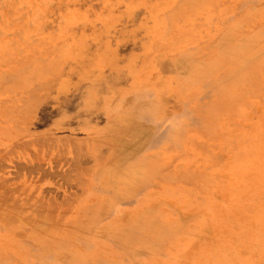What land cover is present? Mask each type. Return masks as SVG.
<instances>
[{
	"label": "rangeland",
	"instance_id": "374dc122",
	"mask_svg": "<svg viewBox=\"0 0 264 264\" xmlns=\"http://www.w3.org/2000/svg\"><path fill=\"white\" fill-rule=\"evenodd\" d=\"M0 264H264V0H0Z\"/></svg>",
	"mask_w": 264,
	"mask_h": 264
},
{
	"label": "bare ground",
	"instance_id": "6f19581e",
	"mask_svg": "<svg viewBox=\"0 0 264 264\" xmlns=\"http://www.w3.org/2000/svg\"><path fill=\"white\" fill-rule=\"evenodd\" d=\"M134 129H135V126H133V125H130V126H123V127H121L120 128V131L118 132L119 134H117V136H122L125 132H129V131H131V132H133L134 131Z\"/></svg>",
	"mask_w": 264,
	"mask_h": 264
}]
</instances>
